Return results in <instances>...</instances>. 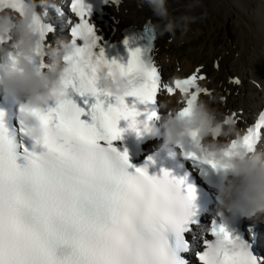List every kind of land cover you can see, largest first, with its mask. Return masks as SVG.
<instances>
[{"label": "snow or ice", "instance_id": "snow-or-ice-1", "mask_svg": "<svg viewBox=\"0 0 264 264\" xmlns=\"http://www.w3.org/2000/svg\"><path fill=\"white\" fill-rule=\"evenodd\" d=\"M5 4L22 12V0H0V7ZM69 10L77 21L69 20L73 52L64 57L67 91L57 93V106L46 112L51 124L44 143L30 137L23 119L18 128H9L0 113V264H188L177 253L189 251L184 233L195 215V188L185 187L183 179L166 170L161 176L149 175L147 165L129 171L134 166L127 151L117 150L113 141L129 129L145 134L147 122L157 113H142L135 103L154 104L162 91L187 97L181 114H189L201 93L211 95L199 84L206 79L202 67L164 82L148 55L153 45L129 49L127 64L110 62L103 48L93 52L100 37L89 22L91 5L70 0ZM33 28L40 37L36 56L44 66L45 40L52 28L40 16L34 18ZM5 40L0 38V43ZM145 55L147 60L141 58ZM13 66L9 55L0 70ZM103 76L128 84L125 94L115 96L116 103L107 107L101 97L113 93L97 86ZM69 90L95 97L96 102L82 107ZM126 97L135 98L131 108ZM86 115L91 122L81 118ZM141 115H146L143 128L132 120ZM121 120L128 121L127 129L118 127ZM262 137L264 111L243 134L228 141L221 159L210 158L202 147L178 146L187 159L227 169L225 159L240 148L255 150ZM198 139L197 132L191 133L193 144ZM208 231L214 239H202L203 248L196 251L199 264H258L250 245L232 237L223 225L213 222Z\"/></svg>", "mask_w": 264, "mask_h": 264}, {"label": "clouds", "instance_id": "clouds-1", "mask_svg": "<svg viewBox=\"0 0 264 264\" xmlns=\"http://www.w3.org/2000/svg\"><path fill=\"white\" fill-rule=\"evenodd\" d=\"M146 2L157 18L152 27L159 36L168 34L174 37L177 30L187 31L190 17L186 14L172 15L167 0ZM194 2L198 3V0ZM22 3V12L14 10L11 4L0 7V38H6L0 43V56L14 57L13 67L0 70V94L19 105V116L29 125L28 134L42 145L51 121L41 105L57 101V93L67 91L63 86L67 67L64 57L73 52V45L69 39L59 38L54 45L45 47L44 56L47 59L44 66L38 63L36 51L40 37L33 28V21L36 16L47 18L49 3L48 0H22ZM63 3L64 0H59V3L53 0L51 3L59 15H63ZM100 81L103 82V88L110 90L114 97L123 96L128 88L124 79L103 76ZM215 100L211 95L208 100L197 99L189 114H181L182 107L168 108L162 104L167 109V116L162 122V150L171 153L175 146L183 143L187 150L202 147L210 158L221 159L227 143L214 137L235 138L240 135V131L233 114L221 113L212 106ZM138 117L132 120L143 128L145 119L140 120ZM159 132L155 124L147 122L145 134L156 136ZM193 132L199 136L195 144L191 141ZM224 163L231 174L225 177L220 188L216 215L224 223L240 215L264 223V147H257L253 151L240 148L237 154L225 159Z\"/></svg>", "mask_w": 264, "mask_h": 264}, {"label": "bare ground", "instance_id": "bare-ground-1", "mask_svg": "<svg viewBox=\"0 0 264 264\" xmlns=\"http://www.w3.org/2000/svg\"><path fill=\"white\" fill-rule=\"evenodd\" d=\"M206 5H212L219 16L222 14V37L214 39L208 53L209 59H218L219 67L212 68L203 83L216 98L212 106L220 112L227 109L235 114L239 129L245 126L258 109L260 94L264 89V0H198V3L194 0H167L170 13L174 16L186 14L190 17L189 22L199 17ZM229 9L235 13L233 17ZM113 12L111 23L117 31L128 20L140 24L149 16L155 23L157 21L146 0H123ZM229 23L235 24V28L228 30ZM168 38V34H157L155 53L167 52L168 44L165 41ZM167 62L164 66L166 74L184 73L183 68L176 71L179 65L190 70L200 64L184 60L178 63L175 59ZM230 80H238L239 83H230Z\"/></svg>", "mask_w": 264, "mask_h": 264}, {"label": "rangeland", "instance_id": "rangeland-1", "mask_svg": "<svg viewBox=\"0 0 264 264\" xmlns=\"http://www.w3.org/2000/svg\"><path fill=\"white\" fill-rule=\"evenodd\" d=\"M230 15L233 13L230 9ZM229 14V12H228ZM227 14V15H228ZM221 16H219L212 5H206L205 11L194 21L189 22L186 32L176 31L174 37L165 41L168 44L166 54L163 57L178 55L181 58H197L204 60L210 52V46L216 37L221 38ZM235 24L229 23L228 30L234 29ZM210 65V63H208Z\"/></svg>", "mask_w": 264, "mask_h": 264}]
</instances>
